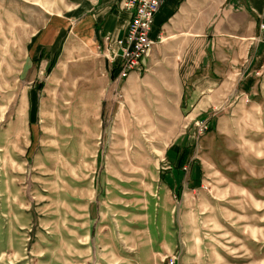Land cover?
<instances>
[{"label":"rangeland","instance_id":"374dc122","mask_svg":"<svg viewBox=\"0 0 264 264\" xmlns=\"http://www.w3.org/2000/svg\"><path fill=\"white\" fill-rule=\"evenodd\" d=\"M63 3L0 0V264H264V72L236 126L124 135L94 63L27 62Z\"/></svg>","mask_w":264,"mask_h":264},{"label":"crops","instance_id":"0c3cea01","mask_svg":"<svg viewBox=\"0 0 264 264\" xmlns=\"http://www.w3.org/2000/svg\"><path fill=\"white\" fill-rule=\"evenodd\" d=\"M119 1L64 0L60 13L30 39L28 64L61 70L74 60L85 70L94 63L98 93L109 95L110 78L105 105L124 135L152 134L153 141L179 144L195 119L210 121L217 132L236 126L242 94L253 89H243L244 80L264 72V0H167L155 17L154 45L124 80H117L108 59L132 18ZM173 154L182 156L179 146ZM187 160L174 173L191 175L188 183L195 185L203 170L185 168Z\"/></svg>","mask_w":264,"mask_h":264},{"label":"built area","instance_id":"2783aa9c","mask_svg":"<svg viewBox=\"0 0 264 264\" xmlns=\"http://www.w3.org/2000/svg\"><path fill=\"white\" fill-rule=\"evenodd\" d=\"M167 0H120L122 8L132 12L124 35L117 40V46L111 49L108 59L118 70L117 80L126 79L143 61L155 40L152 30L155 17ZM110 52V48H109ZM197 136L203 135L210 127V121L196 122Z\"/></svg>","mask_w":264,"mask_h":264},{"label":"trees","instance_id":"16d2710c","mask_svg":"<svg viewBox=\"0 0 264 264\" xmlns=\"http://www.w3.org/2000/svg\"><path fill=\"white\" fill-rule=\"evenodd\" d=\"M51 71V64H50V66L48 67V72H50Z\"/></svg>","mask_w":264,"mask_h":264}]
</instances>
